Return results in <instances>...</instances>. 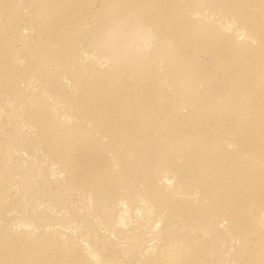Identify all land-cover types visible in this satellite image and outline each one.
Here are the masks:
<instances>
[{"label": "bare ground", "instance_id": "bare-ground-1", "mask_svg": "<svg viewBox=\"0 0 264 264\" xmlns=\"http://www.w3.org/2000/svg\"><path fill=\"white\" fill-rule=\"evenodd\" d=\"M0 264H264V0H0Z\"/></svg>", "mask_w": 264, "mask_h": 264}]
</instances>
